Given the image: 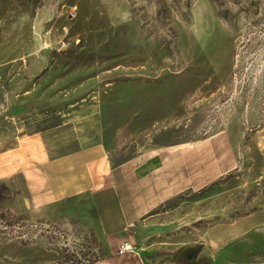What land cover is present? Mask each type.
I'll return each instance as SVG.
<instances>
[{
	"label": "rangeland",
	"instance_id": "rangeland-1",
	"mask_svg": "<svg viewBox=\"0 0 264 264\" xmlns=\"http://www.w3.org/2000/svg\"><path fill=\"white\" fill-rule=\"evenodd\" d=\"M221 130L239 166L161 209L145 264H264V0H0V150L50 132L59 151L121 154ZM106 253L86 199L34 213L0 182V264Z\"/></svg>",
	"mask_w": 264,
	"mask_h": 264
},
{
	"label": "crops",
	"instance_id": "crops-1",
	"mask_svg": "<svg viewBox=\"0 0 264 264\" xmlns=\"http://www.w3.org/2000/svg\"><path fill=\"white\" fill-rule=\"evenodd\" d=\"M239 163L228 130L121 154L104 141L59 151L43 132L0 150V182L10 181L23 208L34 213L86 199L107 241L106 255L86 264H145L136 243L149 235L148 227L163 228L161 209L216 185ZM245 224L233 225L240 230ZM124 245L133 251H123Z\"/></svg>",
	"mask_w": 264,
	"mask_h": 264
},
{
	"label": "built area",
	"instance_id": "built-area-1",
	"mask_svg": "<svg viewBox=\"0 0 264 264\" xmlns=\"http://www.w3.org/2000/svg\"><path fill=\"white\" fill-rule=\"evenodd\" d=\"M123 251H133V247L132 246L128 247V246L124 245Z\"/></svg>",
	"mask_w": 264,
	"mask_h": 264
}]
</instances>
